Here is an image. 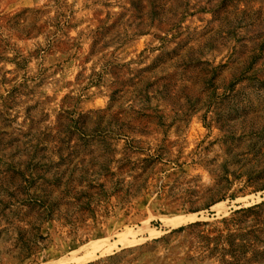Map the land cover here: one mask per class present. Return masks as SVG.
Returning a JSON list of instances; mask_svg holds the SVG:
<instances>
[{
    "label": "rangeland",
    "instance_id": "rangeland-1",
    "mask_svg": "<svg viewBox=\"0 0 264 264\" xmlns=\"http://www.w3.org/2000/svg\"><path fill=\"white\" fill-rule=\"evenodd\" d=\"M0 264H264V0H0Z\"/></svg>",
    "mask_w": 264,
    "mask_h": 264
}]
</instances>
